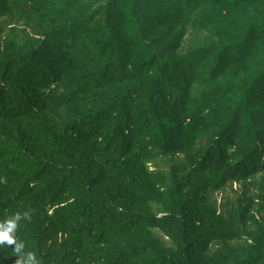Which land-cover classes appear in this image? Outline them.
Here are the masks:
<instances>
[{"label": "trees", "instance_id": "16d2710c", "mask_svg": "<svg viewBox=\"0 0 264 264\" xmlns=\"http://www.w3.org/2000/svg\"><path fill=\"white\" fill-rule=\"evenodd\" d=\"M17 211L40 264H264V0H0Z\"/></svg>", "mask_w": 264, "mask_h": 264}, {"label": "clouds", "instance_id": "9594fccd", "mask_svg": "<svg viewBox=\"0 0 264 264\" xmlns=\"http://www.w3.org/2000/svg\"><path fill=\"white\" fill-rule=\"evenodd\" d=\"M30 218L28 211H17L0 221V251H3L9 245H14L12 253L19 257L16 264H40L35 252L27 250L24 241L18 240L16 235L20 222Z\"/></svg>", "mask_w": 264, "mask_h": 264}, {"label": "rangeland", "instance_id": "374dc122", "mask_svg": "<svg viewBox=\"0 0 264 264\" xmlns=\"http://www.w3.org/2000/svg\"><path fill=\"white\" fill-rule=\"evenodd\" d=\"M18 27L23 26V20L19 19L17 21ZM3 36V34H2ZM202 40V35L197 32L189 33L184 41L185 48L189 47L191 44H193L196 41ZM169 161L165 160H159V167H165ZM240 185L237 183H229L227 184L224 189L214 191L210 194L212 201L219 206L222 210L229 208L231 204L234 202L236 198V190L240 189Z\"/></svg>", "mask_w": 264, "mask_h": 264}]
</instances>
